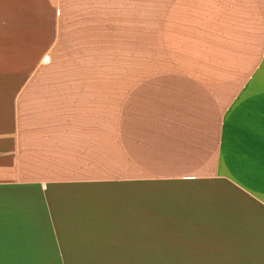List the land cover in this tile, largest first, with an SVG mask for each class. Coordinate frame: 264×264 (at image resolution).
<instances>
[{"label": "crops", "instance_id": "0c3cea01", "mask_svg": "<svg viewBox=\"0 0 264 264\" xmlns=\"http://www.w3.org/2000/svg\"><path fill=\"white\" fill-rule=\"evenodd\" d=\"M120 183L264 264V0H0V262L97 256Z\"/></svg>", "mask_w": 264, "mask_h": 264}, {"label": "rangeland", "instance_id": "374dc122", "mask_svg": "<svg viewBox=\"0 0 264 264\" xmlns=\"http://www.w3.org/2000/svg\"><path fill=\"white\" fill-rule=\"evenodd\" d=\"M114 185L120 186L112 191L115 198L118 197L120 199L114 205L119 208L128 207L126 209L127 215L124 214V223H127L126 226L130 228L127 231L98 230L92 234L90 232H82L81 239H77V241H82L84 245L90 243L91 239L93 243L97 242L99 245L97 256H74L70 257L71 261L66 262H0V264H238L234 256V250L231 251L233 256L229 258L224 256L222 261H211L209 256L194 257L196 259H204V262L172 261V259L178 260L179 258L177 255L175 257L172 256L173 251L170 246L193 240L194 237L192 235L194 232L187 231L188 225L185 223H172V215L162 212L160 192L156 191L154 186L147 188L149 184H146V187L140 188L138 187L139 184H128L129 186L122 190L121 183ZM0 188L2 192H7L5 187ZM12 191L13 189L9 188L8 192L12 193ZM139 197H144L143 199L146 201L144 215H141L138 210L137 201ZM108 217L111 219L113 217L115 223L121 221V216L118 215H109ZM141 218L145 231L140 233L138 228L140 227L139 223L142 222ZM114 222L111 221L110 223ZM155 228H158V231L155 232ZM215 232L217 233V231H213V233ZM203 233L205 234V232ZM208 233L210 234V232ZM141 235H143V238H140ZM156 235L159 238H156ZM74 241V238H72L68 239L67 242L74 243ZM232 241H238V238L232 239ZM156 245H158V249H156ZM166 246H169V248ZM188 258L191 259L190 256H184L181 259ZM211 258L218 259V257ZM227 258L228 260H225Z\"/></svg>", "mask_w": 264, "mask_h": 264}]
</instances>
